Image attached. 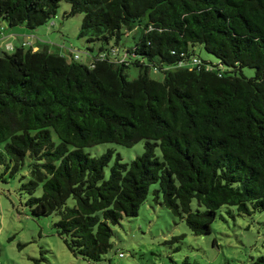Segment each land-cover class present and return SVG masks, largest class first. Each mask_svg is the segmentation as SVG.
Instances as JSON below:
<instances>
[{"label": "trees", "instance_id": "1", "mask_svg": "<svg viewBox=\"0 0 264 264\" xmlns=\"http://www.w3.org/2000/svg\"><path fill=\"white\" fill-rule=\"evenodd\" d=\"M62 2L66 18L84 15L80 38L108 48L87 49L88 64L24 46L0 52V180L32 160L21 187L31 215L58 216L68 250L99 264L113 228L138 217L151 192L195 236L211 233L223 207L264 211V0H0V31L45 26ZM135 30L134 45L120 46ZM142 141L144 153L130 163L118 155L108 179L113 151L85 152Z\"/></svg>", "mask_w": 264, "mask_h": 264}, {"label": "rangeland", "instance_id": "2", "mask_svg": "<svg viewBox=\"0 0 264 264\" xmlns=\"http://www.w3.org/2000/svg\"><path fill=\"white\" fill-rule=\"evenodd\" d=\"M71 6L62 2L57 15L45 26L34 31L26 26L0 31V52L14 54L24 46L26 50H48L70 59L72 55L83 64H88L91 56L87 49L96 55L101 48H108L103 42L88 43L80 38L82 14L66 18ZM140 30L124 32L119 42L122 47H131ZM110 46L116 45L113 39ZM195 54L206 62L218 63L215 56L196 45ZM129 79L138 78L139 70L131 67ZM248 78L255 76L252 69H244ZM154 80L161 81L163 74H150ZM53 141L58 137L53 133ZM144 141L132 148L113 143L100 144L85 149L92 157L113 151L111 164L105 170L106 179L116 157L121 156L124 163H130L144 153ZM159 154V150H157ZM27 158L20 172L13 178L5 175L0 180V264H32L33 259L47 258L44 264H89L81 257L74 256L58 236L54 224L58 216L34 218L26 206L28 195L21 192L23 184L31 179L30 163ZM6 166H0V176H4ZM158 189V185L151 188ZM42 194L40 186L36 195ZM197 207L196 202L193 208ZM114 229L113 249L103 257L99 264H252L264 256V211L242 215L235 207H223L207 236H195L184 220L174 217L160 203L154 201L153 192L141 207L136 218H124ZM45 252H44V251ZM42 251L44 253H42ZM124 257L120 258L119 254Z\"/></svg>", "mask_w": 264, "mask_h": 264}, {"label": "built area", "instance_id": "3", "mask_svg": "<svg viewBox=\"0 0 264 264\" xmlns=\"http://www.w3.org/2000/svg\"><path fill=\"white\" fill-rule=\"evenodd\" d=\"M76 56H78V57H79V55H77V54H76V55H74V57H75V58H76ZM195 62H197V60H195Z\"/></svg>", "mask_w": 264, "mask_h": 264}, {"label": "crops", "instance_id": "4", "mask_svg": "<svg viewBox=\"0 0 264 264\" xmlns=\"http://www.w3.org/2000/svg\"><path fill=\"white\" fill-rule=\"evenodd\" d=\"M2 51V50H1Z\"/></svg>", "mask_w": 264, "mask_h": 264}]
</instances>
